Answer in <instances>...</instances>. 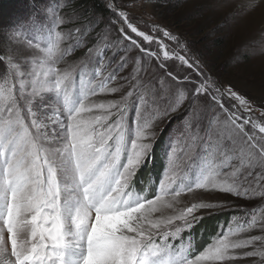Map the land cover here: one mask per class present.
Returning a JSON list of instances; mask_svg holds the SVG:
<instances>
[{"label": "snow or ice", "instance_id": "1", "mask_svg": "<svg viewBox=\"0 0 264 264\" xmlns=\"http://www.w3.org/2000/svg\"><path fill=\"white\" fill-rule=\"evenodd\" d=\"M260 4L264 0H248L247 9ZM105 9L113 14L109 24L117 39L133 52L116 61L122 48L112 45L116 51L105 64L111 51L105 34L102 49L95 41L86 48L85 58L95 53L96 64L90 73L80 71L79 80L75 67L61 66L80 41L61 47L71 32L61 30L66 20L58 8H36L0 29V264H235L252 257L264 264V235L241 238L257 227L264 232V214L259 223L253 215L229 226L199 252L190 242L175 244L203 219L201 210L225 207L182 204V194L219 190L264 199V191L250 192L244 183L264 181V104L258 108L233 84L222 83L179 33L155 21L141 30L115 0ZM142 61L156 64L160 86L141 82ZM113 81L117 86H110ZM97 89L126 95L96 103L91 97ZM50 100L54 116L48 115ZM177 114L193 164L182 168L170 142L156 191L138 193L135 178L150 158L156 129ZM201 154L219 164H196Z\"/></svg>", "mask_w": 264, "mask_h": 264}, {"label": "rangeland", "instance_id": "2", "mask_svg": "<svg viewBox=\"0 0 264 264\" xmlns=\"http://www.w3.org/2000/svg\"><path fill=\"white\" fill-rule=\"evenodd\" d=\"M73 1L44 0L43 3L39 2L37 5L39 8L46 6L58 8L64 16L66 24L61 26V30L65 33L71 32V36L62 41L61 47L70 48V45L75 44L79 39V46L74 49L70 48L69 54L65 56L64 62L61 64L62 67H75L79 80L80 71L90 73L96 64L95 53L92 59L85 58L86 48L92 46L95 41L102 49L105 46L103 39L105 34H110L107 43L111 48L105 57V64L112 57V53L116 51V48L111 47L112 45L122 48L116 61L119 60L120 55H124L125 51L131 53L133 49L129 42L117 39L116 30L109 24V21L113 19V14L110 11L105 16L95 14V12L84 15L82 10L69 6ZM101 2L105 8L108 0H101ZM115 3L120 6L121 10L127 12L131 21L141 30L148 31L152 26L151 22L155 21L167 26L173 32L179 33L182 39L188 42L192 51L200 56L214 74L219 76L222 83L233 84L242 94H246L258 108L264 104V4L251 10L247 9L248 0H181V3L178 4L173 0H115ZM205 22H210L212 26L202 32V26H206ZM77 29L80 31H76ZM131 35L133 39H142L135 34ZM217 43L218 48L215 47ZM125 44L128 45L126 49L122 47ZM245 54H247L246 59L244 58ZM115 67L114 61L112 68H106L103 75L108 76ZM142 68L141 82L145 87L160 86L161 81L157 77L162 73L156 64L151 61H142ZM130 70L129 68L120 74L127 75ZM174 71H181V69L176 68ZM85 79L91 80L92 77L86 76ZM153 81L155 84L152 83ZM162 83L164 87H168L171 82L164 80ZM110 86L117 85L113 81L110 82ZM122 94L126 95V92L122 90L121 93L107 94L100 93L97 89V95L91 99L96 103H106L119 100ZM56 111L55 101L50 100L48 115L54 116ZM256 119L258 123L262 122L259 121L258 115ZM181 120L182 114H177L170 122L164 121L156 129L157 140L153 145L150 158L146 160L135 178V187L138 193L144 194L147 191L151 195L156 191L158 182L167 166L166 153L169 151L170 142L176 144L177 162L182 168L187 169L188 165L193 164V160L189 159L192 153L187 149L190 141L181 135L183 128ZM128 121L130 124L135 121L134 106L128 111ZM222 125L221 121V128ZM216 130H220V128ZM255 132L259 138L261 135L259 129H255ZM195 163H211L215 166L219 164V161L211 155L204 157L201 154ZM144 173L148 175L143 177ZM244 183L246 186L251 185L250 192L264 191V181H257L253 177L245 180ZM181 202L182 204L203 202L225 205L222 209L201 210L198 214L203 218L205 216L211 218L212 214L217 216L220 213L225 215L223 212L240 211L239 216L231 215L226 221L217 222L216 228L214 227L205 235L200 232L202 219L190 230L182 232L181 237L175 241L176 247L179 248L181 244L187 246L190 242L191 250L194 253L203 250L229 226L235 228L240 224H246L253 215L257 217L259 223L261 215L264 214V199L258 195L252 198H237L219 190H198L190 196L182 194ZM249 235L259 236L264 235V232H261L257 227L249 233L242 234L241 238H247ZM260 246L261 243L257 242V247ZM235 264H261V258L252 257L237 260Z\"/></svg>", "mask_w": 264, "mask_h": 264}, {"label": "trees", "instance_id": "3", "mask_svg": "<svg viewBox=\"0 0 264 264\" xmlns=\"http://www.w3.org/2000/svg\"><path fill=\"white\" fill-rule=\"evenodd\" d=\"M44 0H0V29H5L13 26L14 24L20 22L21 20L26 19L32 12L39 8L37 3H43ZM174 3H181V0H173ZM183 1V0H182ZM73 7V9L82 10L84 15H88L90 12H95V14H100L105 16L108 12L101 0H74L72 4L69 5ZM186 20V19H184ZM182 20V21H184ZM206 23V22H205ZM206 26H202V32L212 26L210 22L205 24ZM217 28V27H216ZM225 43V42H224ZM215 47L218 48V43L215 44ZM147 173H144V176H147ZM142 177V178H143ZM143 180V179H142ZM225 215H213L205 216L202 219V226L200 232L202 235H205L214 227L216 228V223L219 221H226L229 216L237 215L239 216L240 211L234 210L230 212H223Z\"/></svg>", "mask_w": 264, "mask_h": 264}]
</instances>
